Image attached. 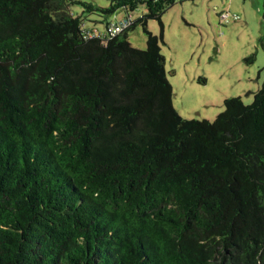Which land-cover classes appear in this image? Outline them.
I'll return each instance as SVG.
<instances>
[{"label":"trees","instance_id":"obj_1","mask_svg":"<svg viewBox=\"0 0 264 264\" xmlns=\"http://www.w3.org/2000/svg\"><path fill=\"white\" fill-rule=\"evenodd\" d=\"M175 3L0 0V264H264V83L183 118L159 46ZM75 5L148 12L106 41Z\"/></svg>","mask_w":264,"mask_h":264},{"label":"rangeland","instance_id":"obj_2","mask_svg":"<svg viewBox=\"0 0 264 264\" xmlns=\"http://www.w3.org/2000/svg\"><path fill=\"white\" fill-rule=\"evenodd\" d=\"M81 1L101 8L111 5V0ZM71 11L81 16L85 27L103 34L108 22H119L128 14L137 21L148 12L145 5L108 17L85 13L78 5ZM227 12L230 17L224 20ZM263 14L264 0H176L165 12L159 46L173 88V105L183 118L213 122L231 98L253 104L264 83ZM148 31L160 37V22L150 20ZM148 38L142 25L129 34V42L139 50L147 49ZM249 58L251 62L246 61Z\"/></svg>","mask_w":264,"mask_h":264},{"label":"built area","instance_id":"obj_3","mask_svg":"<svg viewBox=\"0 0 264 264\" xmlns=\"http://www.w3.org/2000/svg\"><path fill=\"white\" fill-rule=\"evenodd\" d=\"M229 14L230 13L227 12L226 14L222 16V18L224 20H228V18L230 17ZM232 18H233V15H232ZM234 18L238 19V16H234ZM133 24H134V21L132 20L131 16H127L125 19L119 22L110 23L107 26L106 32L104 34L98 32L97 30H94V32L90 31L87 34L90 38L98 37L106 41H109L123 34L125 31L130 29L133 26Z\"/></svg>","mask_w":264,"mask_h":264}]
</instances>
